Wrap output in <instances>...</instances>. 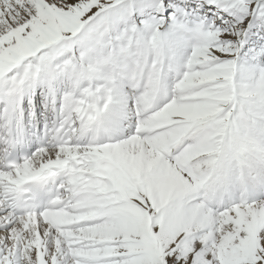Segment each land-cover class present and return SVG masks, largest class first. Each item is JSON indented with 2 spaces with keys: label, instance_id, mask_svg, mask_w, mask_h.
Returning <instances> with one entry per match:
<instances>
[{
  "label": "snow or ice",
  "instance_id": "1",
  "mask_svg": "<svg viewBox=\"0 0 264 264\" xmlns=\"http://www.w3.org/2000/svg\"><path fill=\"white\" fill-rule=\"evenodd\" d=\"M0 264H264V0H0Z\"/></svg>",
  "mask_w": 264,
  "mask_h": 264
}]
</instances>
